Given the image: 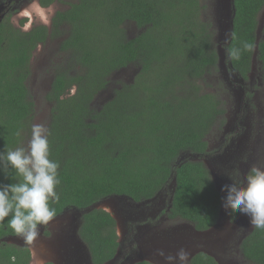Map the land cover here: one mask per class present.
<instances>
[{"label": "trees", "instance_id": "16d2710c", "mask_svg": "<svg viewBox=\"0 0 264 264\" xmlns=\"http://www.w3.org/2000/svg\"><path fill=\"white\" fill-rule=\"evenodd\" d=\"M234 6L237 39L229 47L247 40L253 49L229 63L248 80L264 0H235ZM203 8L202 0H80L57 13L53 30L55 37H65L58 49L67 57L45 96L51 159L60 163L54 218L113 197L151 200L172 185L175 174L170 217L187 220L199 231L217 223L221 193L203 159L210 155L206 138L226 109L219 94L203 92L200 84L219 62L215 33L201 18ZM10 18L6 14L0 21V150L26 146L31 137L36 112L29 85L32 58L49 36L44 24L24 31ZM61 20L67 28L60 31ZM257 60L264 80V38ZM127 71L134 74L129 83L121 80ZM116 76L121 88L112 89L97 108V95L105 94ZM187 151L191 155L177 164ZM0 182L9 181L0 175ZM8 235L16 234L0 227V239ZM79 236L93 264L114 258L120 245L116 221L103 209L84 215ZM242 250L248 261L264 264V230L254 229ZM31 262L30 248L0 243V264ZM191 264L218 263L200 254Z\"/></svg>", "mask_w": 264, "mask_h": 264}, {"label": "rangeland", "instance_id": "374dc122", "mask_svg": "<svg viewBox=\"0 0 264 264\" xmlns=\"http://www.w3.org/2000/svg\"><path fill=\"white\" fill-rule=\"evenodd\" d=\"M76 2L77 0H59L58 4L43 7L39 0H0V16L2 17L6 14H10L11 22L15 26H22L23 30L28 31L36 25L44 24L50 26L56 12L63 11ZM202 4L204 8L201 18L203 21L209 23L211 29L214 31V39L217 48H226L227 22H225V19L222 18L218 12L219 0H202ZM129 35H132L131 30ZM257 36L259 40L264 38V10L260 16ZM56 44H59V42H50L48 45L40 46L35 50L31 65L33 76L29 80L30 89L36 104L34 124H42L47 129L50 122V104L45 99L46 92L50 88L56 69L66 61L67 57L59 53L58 45ZM260 67L261 64L256 59L252 66L249 79L245 82L248 96H246V101L243 102V109L239 115H237V96L233 94V87L229 84L227 77L224 76V74L222 75L225 70L224 68H226L227 71L230 70L228 59H226V51L224 52L223 61L219 62V65L214 69L208 71L203 80L200 81V84L204 87L203 92L219 94V98L226 109V114L220 117L218 123L211 130L209 138L214 145H219L221 144L220 138L223 137L224 134H227V140L233 139L234 144L239 145V152L235 162L239 163V165H243L246 162L245 175L253 166L264 168V80ZM73 72H75V69ZM124 74L126 75L121 78V80L129 79L130 75H134L128 71L124 72ZM117 80H119L117 76L114 79L112 78L111 88H109L105 94L101 92L97 95L94 101V104L97 103L95 105L97 108H102L107 102V97L113 95L112 89L114 85H118L115 84ZM232 85L234 86V84ZM71 92L76 94V89L71 90ZM246 103L249 105L244 107ZM237 116L248 118L249 123L256 129L254 131V135H257L256 137L252 136V133L250 134V129L246 135L244 133V137H241V132L233 126ZM212 152L214 151H211L210 155L214 154ZM219 154L221 156L222 152ZM216 156L217 155L214 154L211 156V159L208 158L207 160L208 167H210V163H212L214 174L215 172L217 174L219 173V167L221 166L218 161L216 162L214 158ZM232 159L234 160V158ZM166 191L164 192V199L167 202L169 199V191ZM222 196L224 200L225 195L223 194ZM118 204H121V202L112 203L110 206H106V209L112 211L111 213L116 216L120 213V211H114L115 206ZM227 213L228 212H226V214ZM74 215H79L78 210H68L64 216L55 218L49 225L40 228L38 239L32 245H28L32 252L33 264H43L48 261H53L55 264H72L74 262L73 255L69 248L70 234L76 229L75 234L79 236L80 222H82V216L85 214L79 215L81 216L80 221L76 222L73 220ZM117 231L118 235L121 237V228L119 227ZM8 241L13 244L24 242L20 237L18 239H9ZM80 244L81 247L84 246L82 242ZM233 261L232 264L240 262Z\"/></svg>", "mask_w": 264, "mask_h": 264}, {"label": "flooded vegetation", "instance_id": "af4514ba", "mask_svg": "<svg viewBox=\"0 0 264 264\" xmlns=\"http://www.w3.org/2000/svg\"><path fill=\"white\" fill-rule=\"evenodd\" d=\"M39 1L41 2V0ZM79 1L80 0H77L75 4H77ZM58 3L59 0H55L53 4ZM70 9L71 6L63 11L58 12H68ZM58 12H56L53 16L51 25H46L49 28V36L47 41L42 46H46L50 42L57 41L59 44L56 45L59 47L65 39V37L61 38L60 33L57 34L56 37V34H54V18L57 16ZM2 17L4 18V16ZM2 17L0 16V21L3 19ZM20 28H22V26H20ZM59 28L60 31L67 28L63 20L59 21ZM218 50L219 62H222L226 48L219 47ZM229 62L230 61H228V66L230 70L227 71L226 68H224L225 70L222 75L224 74V76L227 77L229 84L233 87V94L237 96V115H239L243 109V102L246 101V96H248L245 83L247 80L241 77V75L236 72L233 67H231ZM125 75L126 74H123L122 78ZM133 78L134 75H130V78L124 79V81L129 83L132 82ZM232 84H234V86ZM114 88L120 89L121 87L119 85H114L113 89ZM71 94L74 95L72 92ZM248 105L249 104L246 103L244 104V107H247ZM234 121L235 122L233 123V126L241 132V137H244L249 129L250 134L252 133V136H257L254 135V131L256 129H254L253 125L249 123L247 117L245 118L237 116V119ZM206 141L208 142L207 151H214L212 153L217 155L214 157L216 162L218 161L219 164H221L219 167V173L217 174L215 172V175L218 186L222 191V195L224 194L226 196V193L223 191V187L224 185L232 183V181L229 179V176L234 173V170L239 169L241 174L239 179L243 180L246 176V162L243 165H239V163L235 162L237 159L236 156L239 152V145L234 144L233 139L227 140V134H224L223 137L220 138L221 144L219 145H214L209 138V135L207 136ZM221 152L222 154L220 156L219 153ZM214 154H208L204 157L203 161H207L208 158L211 159V156ZM190 155L191 153L187 151L180 157V160L182 157L185 159ZM232 158H234V160ZM180 160L177 162V164L185 161ZM210 164L214 170L212 163ZM172 187L171 185H167V187L162 190L155 198L139 202L141 204L135 203L129 199H127V202L129 203L122 201L121 204L116 205L114 209V211L116 210L115 212L120 211V213L117 215V219L114 218L110 211L104 210L110 213L115 219L117 230L119 227L121 228V237L119 236L118 241L120 245L116 255L114 258L104 262L103 264H141L146 262H148V264H167L165 256L175 255L180 249H184L189 253L187 264H191L192 260L200 254L211 256L218 264H232L234 262L233 260L240 261L236 264H254L245 258L242 250V243L244 239L248 238L254 231V228L250 225L249 218L247 216L239 213L230 214L228 212L224 215V217L221 218L220 222H218V219L217 223H215L211 228L205 231H199L195 228L193 223L187 220L178 217H170L169 211L171 208V198L173 194ZM166 190L169 191V199L167 202L164 199V192ZM222 204L223 196L221 197V206ZM66 212L56 218L64 216ZM80 217L81 216L79 215H74V222L80 221ZM75 230L72 232V234H70L69 239V248L73 255L74 262L88 264L89 260L87 254L89 253V248L85 243H83L82 240H80L79 236H76ZM18 238L19 237L17 235H8L0 239V243L4 242L7 244H13L8 240ZM81 242L84 245L83 247H81ZM15 245L20 247H28V245H26L24 242L17 244L15 243ZM161 251L165 253V256L159 255V252ZM49 262L54 263L53 261H48L43 264H47Z\"/></svg>", "mask_w": 264, "mask_h": 264}, {"label": "clouds", "instance_id": "9594fccd", "mask_svg": "<svg viewBox=\"0 0 264 264\" xmlns=\"http://www.w3.org/2000/svg\"><path fill=\"white\" fill-rule=\"evenodd\" d=\"M229 37L237 39L235 33L227 34L226 41ZM252 49V43L240 40L238 47L226 46V59L239 61L244 52ZM50 135L42 124H33L26 146L5 145L0 150V175L9 181L0 182V227L10 228L27 245H32L40 235V228L54 219L53 205L60 201V163L51 159ZM240 175L239 169L234 170L229 176L232 183L224 185L223 207L230 214L247 216L254 229L264 230V168L251 167L243 180ZM159 255L165 253L161 251ZM87 256L92 261L90 250ZM188 257L189 253L180 249L175 255L165 256V260L167 264H187Z\"/></svg>", "mask_w": 264, "mask_h": 264}, {"label": "water", "instance_id": "95a60500", "mask_svg": "<svg viewBox=\"0 0 264 264\" xmlns=\"http://www.w3.org/2000/svg\"><path fill=\"white\" fill-rule=\"evenodd\" d=\"M234 1L235 0H219V4H218V12L221 15V17L225 19V22H227L226 23V35L233 33V25H234L233 18H234V14H235ZM231 41H232V39L230 37H229V39L227 41L225 39V45L227 46V48H229V46L231 44ZM259 41L260 40L258 39V42L256 43V49H255V54H254V62L257 59V55H258V44H259ZM231 67H232V65H231ZM180 161H184V157H182ZM204 162H205L206 166L208 167L207 161H204ZM208 168L211 171V174L213 176L214 181L216 180L215 184H216L218 190L221 193L222 191H221V189L218 186L217 178H216V176L214 174V170L212 169L211 166L208 167ZM172 177H173L172 186L175 189L176 188V175L173 174ZM221 195H222V193H221ZM172 200H173V198H171V201ZM122 201L127 202V199L125 197H119V198L113 197V198L105 199V200H103L101 202H97V203L93 204L92 206H90V207H88V208H86L84 210H78V213H79V215H83V214H86V213H90V212H92L95 209H100V208L108 210V209H106V206H110L112 203L122 202ZM138 204H141V203H138ZM110 212H112V211H110ZM225 214H226V211H225V209L223 207V204H222L221 209H220V213H219L218 222L221 221V218L224 217ZM114 218L117 219L118 218L117 215L114 216ZM71 263H72V261H71ZM72 264H80V263L73 262ZM89 264H92L90 256H89Z\"/></svg>", "mask_w": 264, "mask_h": 264}]
</instances>
